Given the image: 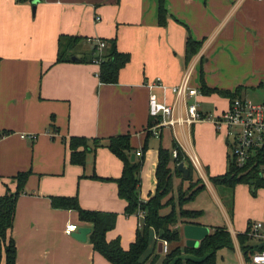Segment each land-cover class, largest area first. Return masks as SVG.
<instances>
[{
    "label": "crops",
    "instance_id": "0c3cea01",
    "mask_svg": "<svg viewBox=\"0 0 264 264\" xmlns=\"http://www.w3.org/2000/svg\"><path fill=\"white\" fill-rule=\"evenodd\" d=\"M165 6L168 21L160 26L159 0H0V131L9 132L0 139V197L7 187L16 190L12 177L32 172L18 199L11 231L16 264H110L94 251L89 235L80 241L73 237L75 232L66 233L68 224L78 229L91 228V224L81 222L76 211L53 208V197L77 196L83 209L116 213L117 224L107 240L120 239L124 250L136 239L141 219L138 214L126 215L127 202L119 197L117 184L91 178L94 169L100 179L120 178L122 162L109 149L100 148L95 163L90 157L86 167L72 165L65 141L75 136L105 142L130 134L133 154L142 152L152 116L150 96L156 94L160 102L173 106V88L191 67V86L199 92L201 69L212 88H264V0H165ZM188 35L205 43L185 67ZM61 36L83 39L80 56L75 55L80 59L83 53L90 58L97 53L96 41L116 39L118 51L131 57L118 83H101L97 63H56ZM220 53L227 55L229 64L241 60L246 67L232 86L227 80L207 78L208 65L218 71ZM154 84L165 88H151ZM194 100L206 115L204 120L178 130L162 128L149 139L141 171L142 202L156 192L158 149L169 147L173 137L190 159L199 153L211 177L227 171L228 139L213 119L228 109L229 100L201 92L188 102ZM179 112L186 114L184 105L180 104ZM52 125L58 128L56 132ZM154 128L151 131L159 132ZM200 174L209 182L203 171ZM258 193L264 202V189ZM226 217L239 230H229L235 248L221 250L217 264L219 260L222 264H254L246 261L237 241V234L245 233L249 224ZM184 227L179 229L185 237ZM187 241L185 237L182 245L188 246ZM162 243L152 233L143 256L145 264H162L166 256ZM253 244L260 245L255 240Z\"/></svg>",
    "mask_w": 264,
    "mask_h": 264
},
{
    "label": "trees",
    "instance_id": "16d2710c",
    "mask_svg": "<svg viewBox=\"0 0 264 264\" xmlns=\"http://www.w3.org/2000/svg\"><path fill=\"white\" fill-rule=\"evenodd\" d=\"M24 1L27 0H18V2ZM167 21L168 13L165 0H159V25L165 26ZM82 40L79 37L61 36L56 63L74 61L75 55L69 54V52ZM99 42L105 43L102 50L99 48ZM204 43L205 40L197 41L188 35L184 57L185 67H188L194 57L200 53ZM94 46V52L97 53H93L91 58L88 57L89 55L81 59L78 58L79 61L87 64H100L98 75L101 83L117 84L121 70L130 62V54L118 51L116 39L99 40ZM200 79V92L204 96L216 94L228 99L229 104L233 100L243 97V87H238L234 91L209 87L206 84L203 69H201ZM161 121L162 117L151 116L146 129L147 139L142 148V156L135 161H132L134 148L131 145L130 134L110 137L105 142L103 139L75 136L65 141L68 143L72 165L86 167L90 156L93 157L95 163L100 148L109 149L122 162L123 170L120 178L100 179L95 169L91 178L114 181L117 184L119 197L127 202L126 215H135L140 211L145 212L137 229L136 239L130 245L129 250L123 249L120 239L110 242L107 240L108 232L116 227L118 219L116 213L83 209L77 196L53 197L52 206L55 209L76 211L81 222L91 224L92 231L88 240L93 245L94 251L103 256L110 264H145L143 256L150 247L152 233H155L159 240L167 241L169 244V252L162 264H217L218 253L221 250L235 248L232 234L227 227L214 228L198 247L181 244L182 235L179 227L200 225L199 219L204 215L202 210L187 209L186 206L206 189V185L200 175L195 179L198 171L175 137L172 138L169 147L160 145L158 149L155 194L147 202H142L140 199L141 171L149 150V139L154 136L151 129ZM52 129L53 132L58 130L54 125H52ZM7 134H9L8 131H0V139ZM174 152H176V156ZM182 162L189 164V176L178 170V165ZM260 171L259 160L252 159L244 167H238L228 154L227 171L222 175L209 176V181L214 185H223L233 189L238 185H249L252 189L251 182H253L255 186L253 193L256 194L258 190L264 189V179L260 177ZM31 175L32 172L28 171L20 172L12 177L16 183V190L12 191L7 187L5 195L0 197V264L3 261L4 264H16L17 247L11 231L14 226L18 199L25 192ZM176 180L179 182L176 183ZM249 230L250 225L245 233L237 234V241L246 261L252 262L253 255L263 251L264 246L256 247L253 244L254 240L249 236Z\"/></svg>",
    "mask_w": 264,
    "mask_h": 264
},
{
    "label": "built area",
    "instance_id": "2783aa9c",
    "mask_svg": "<svg viewBox=\"0 0 264 264\" xmlns=\"http://www.w3.org/2000/svg\"><path fill=\"white\" fill-rule=\"evenodd\" d=\"M104 47L105 43L99 42L100 50ZM192 75L193 69L191 67L185 71L181 83L173 88L176 96L173 106L160 102L156 94L150 96L151 115L162 117V121L154 128L159 130V132L154 133L155 135H159L162 128L191 127L206 118L199 111L197 101L188 102L189 99L197 98L200 93L191 86ZM155 86L165 88L161 84H154L151 88ZM180 104L184 105L185 115L180 112L179 115L176 114ZM213 121L216 129L227 136L230 159L238 167H244L252 159L259 160L261 167L260 177L264 179V101L258 103L247 98H237L229 104L227 110L222 112L217 118H214ZM174 155L176 156V152H174ZM136 156L141 157L142 152L138 151ZM191 161L197 170H201L196 157H191ZM138 216L143 219L145 212L140 211ZM76 231H78L77 225H67L66 233L68 235H72ZM249 236L253 240L258 241L260 243L259 246H264V222L250 224ZM162 252L165 254L169 252L167 241L162 243ZM252 262L254 264H264V250L253 255Z\"/></svg>",
    "mask_w": 264,
    "mask_h": 264
},
{
    "label": "rangeland",
    "instance_id": "374dc122",
    "mask_svg": "<svg viewBox=\"0 0 264 264\" xmlns=\"http://www.w3.org/2000/svg\"><path fill=\"white\" fill-rule=\"evenodd\" d=\"M82 48L83 44L74 46L69 54L71 53L76 56H80ZM87 55V53L82 54V56L84 57H87ZM222 55L223 54L221 53L219 54V60L217 63L218 71H214L209 67V65L207 66V78L211 80L218 78V81L223 80L224 82L225 80H227L228 86H232L234 78H240L246 72V67L241 62V60H234L233 63L229 64L227 55ZM254 72L259 73V71H256V69ZM243 86L244 92L242 93V98H247L258 103L264 101L263 87L256 88L248 87L246 85ZM223 103H225V100L223 101ZM178 127L179 126H176L175 128H177L178 130ZM169 133V129L165 131V137L167 140L169 139ZM198 154L193 155L192 157H196L198 159L201 169L198 171L199 173L203 171L205 173V176H208L207 179L209 181L210 174L206 170V167L204 165L205 163ZM198 176L199 175L197 174L195 176V179H197ZM200 177L203 179L206 185V189L204 191H201L197 195V197L186 206V208L192 210H202L204 212V215L203 218H200L199 220L203 224L210 226L211 230L218 227H227L229 230L233 229L235 232L239 230L238 224L237 226L229 224L226 214L232 222L234 220V223H236L238 220L242 221V223L244 224L249 225L256 222H264V202H262V199L258 192L256 194L253 193L249 185H238L233 189L223 185H214L210 181L207 182L204 176L201 175ZM178 182L179 180H176V183ZM184 240L185 237L182 235L181 244H183ZM218 264H222V261L219 260Z\"/></svg>",
    "mask_w": 264,
    "mask_h": 264
},
{
    "label": "water",
    "instance_id": "95a60500",
    "mask_svg": "<svg viewBox=\"0 0 264 264\" xmlns=\"http://www.w3.org/2000/svg\"><path fill=\"white\" fill-rule=\"evenodd\" d=\"M36 2V0H35ZM74 61H79L77 57H73ZM136 160V154L132 155V161ZM178 170L185 174L186 176H189L190 170H189V164L187 162H182L178 165ZM252 185V191L255 190V186L253 182H251ZM91 228H79L77 232L74 233V236L77 240L80 241H86L88 235L91 233ZM210 234L209 228L204 226H198V225H186L184 227V235L187 238V245L189 247H197L199 242H201L206 236ZM161 250H162V244H160Z\"/></svg>",
    "mask_w": 264,
    "mask_h": 264
}]
</instances>
